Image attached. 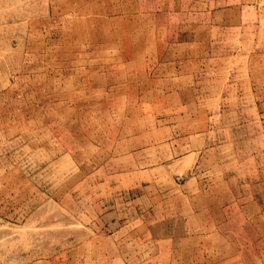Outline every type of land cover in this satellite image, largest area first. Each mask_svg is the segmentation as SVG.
Masks as SVG:
<instances>
[{
	"label": "rangeland",
	"instance_id": "obj_1",
	"mask_svg": "<svg viewBox=\"0 0 264 264\" xmlns=\"http://www.w3.org/2000/svg\"><path fill=\"white\" fill-rule=\"evenodd\" d=\"M224 1L0 0V264H264V0Z\"/></svg>",
	"mask_w": 264,
	"mask_h": 264
},
{
	"label": "crops",
	"instance_id": "obj_2",
	"mask_svg": "<svg viewBox=\"0 0 264 264\" xmlns=\"http://www.w3.org/2000/svg\"><path fill=\"white\" fill-rule=\"evenodd\" d=\"M209 4L210 5L217 6V7L220 6L219 0H209ZM245 4H247V3L246 2H243V1L240 2V1H232V0L224 1L222 3V5H226V6L245 5ZM216 14H218V11H216ZM211 23H213V21H211ZM135 25L136 24L134 23L132 26L136 27ZM211 27L213 28L214 26L212 25ZM137 29H139V28H137ZM136 36H138V35H136ZM223 200L224 199L221 200L220 197L218 198V200H215V197H214V199H212L210 201V204L211 205H215L216 204L218 211H220V213H223L224 206L226 204H228L227 202H225ZM253 207H254L253 208V211H250V212H252V213H250L251 215L248 214V215L242 217V223L243 224H247L251 229H254V230H258L259 231V239H260V244H261L262 238H264L263 237L264 236V212H262V210H261V208H260L259 205H254ZM184 218H186V217H184ZM184 218H181L182 219L181 225H182V223L184 221ZM218 221H219V219H218ZM175 224H176V222H175ZM181 225H180V227H181ZM182 227L184 229L185 228H188V226L186 225V223L184 224V226L182 225ZM217 228H219V226H217Z\"/></svg>",
	"mask_w": 264,
	"mask_h": 264
}]
</instances>
